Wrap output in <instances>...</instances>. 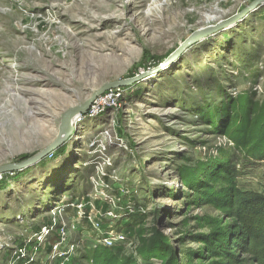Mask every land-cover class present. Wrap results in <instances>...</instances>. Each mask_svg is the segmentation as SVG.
Masks as SVG:
<instances>
[{
    "label": "rangeland",
    "instance_id": "obj_1",
    "mask_svg": "<svg viewBox=\"0 0 264 264\" xmlns=\"http://www.w3.org/2000/svg\"><path fill=\"white\" fill-rule=\"evenodd\" d=\"M254 1L0 0V166L51 144L61 115L105 84L152 70L194 31ZM119 89L122 106L80 125L86 135L64 146V160L50 154L0 187V242L12 246L0 264L45 257L26 244L27 223L37 217L38 227L61 196L96 199L104 214L100 196L117 192V214L133 207L113 225L126 241L102 246L107 217L76 222L71 264L101 253L112 264H257L231 195L264 196V5L168 70ZM111 127L123 145L90 160L84 142Z\"/></svg>",
    "mask_w": 264,
    "mask_h": 264
},
{
    "label": "built area",
    "instance_id": "obj_2",
    "mask_svg": "<svg viewBox=\"0 0 264 264\" xmlns=\"http://www.w3.org/2000/svg\"><path fill=\"white\" fill-rule=\"evenodd\" d=\"M18 1V0H17ZM21 6V5H20ZM18 7V5H17ZM125 99V91L121 89H112L98 98L91 104L89 111L86 114L80 115L75 120L74 126L77 128L78 132L81 133V126L87 120H93V118H99L103 115H108L110 111H113L119 105L122 106V102ZM81 125V126H80ZM76 134V135H77ZM80 138L83 139V134L81 133ZM89 138V142L85 141L84 146L86 148L87 156L90 160L93 158L103 159L106 156V153L109 151L111 147L121 148L123 144L118 143V139L113 135L112 127L106 128L100 131L97 135H91ZM87 146V147H86ZM103 157V158H102ZM104 161V159H103ZM98 165L95 164V166ZM14 173H10L7 175H0V185L5 183H10L11 180L15 177ZM103 189H110L114 192L109 186L103 185ZM123 193V192H122ZM123 195L117 194L115 195H101L100 200L106 201L105 203L108 205L104 214L96 211L94 208V204L96 199L92 200V203L86 201L85 198L82 199H67L66 197L61 196L55 204L47 210L46 215L48 219L44 218L43 222L37 226H34V221L38 218L35 217L32 222L27 223L28 229L26 233L33 234L32 241L26 242L27 245L33 243V249L36 252H44L45 257L37 259L35 263H27V264H71L72 260L74 261V256L76 254L75 247L76 242L72 236L71 229L74 230L76 222H82L86 220L87 222L91 217H107L108 220L112 221L110 228H112V232L107 236H104L101 240L102 246L107 249H113L117 244H123L126 241V237L123 231L117 233L113 230V225L116 220H119L124 215H127L132 212V204L131 201H127L125 203V207L122 211L125 213L117 214L116 209L118 208V203L122 200ZM101 201V202H102ZM88 207L92 208L91 211L88 210ZM69 211L75 213V217H69ZM121 211V210H120ZM36 216V215H35ZM66 217L67 220L66 221ZM70 227V228H69ZM12 248L9 244H3L0 242V250H8ZM26 247L19 249V254H23L25 252ZM26 264V263H24Z\"/></svg>",
    "mask_w": 264,
    "mask_h": 264
},
{
    "label": "water",
    "instance_id": "obj_3",
    "mask_svg": "<svg viewBox=\"0 0 264 264\" xmlns=\"http://www.w3.org/2000/svg\"><path fill=\"white\" fill-rule=\"evenodd\" d=\"M263 5L264 0H256L236 16L216 23L212 26L194 31L179 45V47L173 53H171L161 64L152 70H148L147 72L141 73L131 79L105 84L98 91L93 93L83 105L71 107L61 115L57 136L51 144L34 156L28 157L21 162L0 166V175L14 173L13 175L16 176L19 173L25 172L26 170H29L40 164L53 152L60 150L62 147L68 144L70 140L77 134V128L74 126L77 117L86 114L96 98L105 92L112 89L133 86L148 76L157 75L162 71L168 70L171 66L175 65L176 62H178L180 58L184 56V54H186L190 49L206 40H209L210 38H213L217 34L232 28L238 23H241L250 13L255 12L257 8H260Z\"/></svg>",
    "mask_w": 264,
    "mask_h": 264
},
{
    "label": "trees",
    "instance_id": "obj_4",
    "mask_svg": "<svg viewBox=\"0 0 264 264\" xmlns=\"http://www.w3.org/2000/svg\"><path fill=\"white\" fill-rule=\"evenodd\" d=\"M231 198V211L248 234V254L257 264H264V196L234 190ZM112 260L111 255L101 253L92 258L91 264H112Z\"/></svg>",
    "mask_w": 264,
    "mask_h": 264
},
{
    "label": "flooded vegetation",
    "instance_id": "obj_5",
    "mask_svg": "<svg viewBox=\"0 0 264 264\" xmlns=\"http://www.w3.org/2000/svg\"><path fill=\"white\" fill-rule=\"evenodd\" d=\"M72 139H73V138H72ZM72 139H71V140H72ZM71 140H70V142L67 144V145H69L70 147H71V145H72V144H71ZM72 147H73V146H72ZM63 149H64V147H62L60 150H58V151H56V152H53L52 155L50 156V158H48V160L55 161V160H57V158L60 157V156H61V157H60V161H61V160H64V157H63V156H64L65 152H64ZM60 151H62V155L59 156L58 153H59ZM45 160H47V159H45ZM45 160H44V161H45ZM44 161H42L41 163H43ZM41 163H40V164H41ZM64 163H66V162L64 161ZM62 176H64V174H63V172H61V170H60L59 174L57 175V179L60 178V177H62Z\"/></svg>",
    "mask_w": 264,
    "mask_h": 264
},
{
    "label": "bare ground",
    "instance_id": "obj_6",
    "mask_svg": "<svg viewBox=\"0 0 264 264\" xmlns=\"http://www.w3.org/2000/svg\"><path fill=\"white\" fill-rule=\"evenodd\" d=\"M210 19H213V18H210ZM255 31H256V30H255ZM108 116H109V114H108V115L106 114V115H103V116H100V117H108ZM90 121H92V120L90 119ZM83 129H84V127H83ZM91 132H93V131H91ZM81 133H82L83 136H84V134H85L86 132H85V131H83V132L81 131ZM81 133L78 132V134L74 136L75 138L73 137L74 139H76L75 142H74L73 144H78V143H79V140H81V138H80ZM85 135H86V134H85ZM76 141H77V143H76ZM74 146H75V145H74ZM86 147H87V146H86Z\"/></svg>",
    "mask_w": 264,
    "mask_h": 264
}]
</instances>
